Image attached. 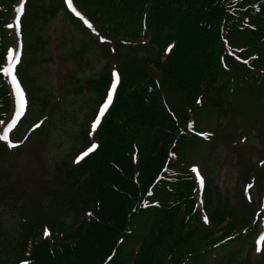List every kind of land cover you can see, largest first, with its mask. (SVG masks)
I'll use <instances>...</instances> for the list:
<instances>
[{
    "label": "trees",
    "instance_id": "1",
    "mask_svg": "<svg viewBox=\"0 0 264 264\" xmlns=\"http://www.w3.org/2000/svg\"><path fill=\"white\" fill-rule=\"evenodd\" d=\"M16 1L0 0V67L13 42L6 26ZM73 2L112 46L113 53L108 43L101 51L114 59L99 78L88 80L74 93L87 88L95 94L97 108L115 70L113 102L95 131L90 127L92 120L81 127V145L74 158L93 142L98 148L78 163L74 159L54 164L49 180H35L54 182L52 200L47 209L39 206L26 220L22 216L16 237H4L5 232L1 236L0 231V264H204L205 256L216 247H229L242 237L247 240L257 208L243 193L235 203L223 200L209 180L202 196L205 225L193 207L194 183L186 168L179 163L168 176L165 167L168 152L185 137L189 113L204 109L215 114L218 128L227 116L244 118L252 112L264 118V0ZM65 12L63 0L27 1L22 22L24 58L17 75L30 106L13 135L16 143L24 140L38 115L49 107L54 113L50 94L34 87L31 70L36 53L48 45L46 27L59 13L79 28ZM237 49L240 54L235 53ZM240 101L248 106L240 108ZM11 109L10 92L0 71V123ZM20 149L31 147L21 144ZM10 154L0 142V173ZM248 157L240 153L237 158L243 167V178L238 179L243 183L254 179L261 193L264 164L257 167ZM20 195L0 180V206L19 203ZM151 200L157 207L143 209L144 202ZM59 212L69 219H58ZM140 221L138 244L129 250L132 231ZM43 227L49 228L50 240L43 238ZM242 264L260 263L252 258Z\"/></svg>",
    "mask_w": 264,
    "mask_h": 264
},
{
    "label": "rangeland",
    "instance_id": "2",
    "mask_svg": "<svg viewBox=\"0 0 264 264\" xmlns=\"http://www.w3.org/2000/svg\"><path fill=\"white\" fill-rule=\"evenodd\" d=\"M63 22L62 15L58 14L56 19L46 27L47 32L44 40L48 45L42 51L36 53V64L33 65L31 70L34 87L47 91L50 94V100L59 97V101L56 103L55 100L52 101L51 105L54 108V113L48 116L38 130L41 131V133L39 132L41 148L37 150L27 149L15 155L10 154L5 160L4 169L0 173V180L11 186H13L12 181L16 179L15 183L32 189L33 185L36 184L37 175L41 180L44 178L49 180L48 173L52 171L53 165L63 160L70 161L71 156L80 147L79 131L91 119L93 114L95 94L87 88H83L79 94L74 93V91L78 87H83L88 80L97 79L100 76L105 65V59L102 57L99 47L91 42L94 38H89L90 43L84 44V38L81 37L80 32L69 29L68 34ZM41 35L43 36V33ZM78 53L82 54L81 58ZM61 62L70 65L72 71H69L66 66H61ZM46 115L47 111L44 113V116ZM208 120L209 115L207 113L203 111L198 113L196 116L197 130L207 129L206 123ZM220 123L231 134L236 133L239 137L246 136L247 145L244 146L245 148L242 147L241 151L245 153L251 151L249 155H252L254 161L259 158L258 151L264 147V122L258 123L254 119L250 125H247L239 118L227 117L222 119ZM212 124L215 126L214 122ZM41 158L42 160L38 161ZM202 164L206 172L210 170L217 193L222 198L228 195L232 203L237 202L243 187L242 181L238 179L241 169L237 157L226 149L213 150L208 161L204 160ZM196 166L202 174L199 164H196ZM49 192L46 193L42 184L33 188V193L39 199L45 198V195ZM253 197L256 198L255 193ZM42 201L44 208H46L47 200ZM26 207L28 210L30 209L27 204ZM22 208L25 212L26 208L22 199H19V203H15L13 206H0V230L7 232V237L17 236L21 214L25 215ZM261 217H264V207ZM57 218L65 221L69 219L60 216V212L57 213ZM141 224L142 221L138 222L132 231L131 240L127 245L129 250L136 247ZM231 253L232 247H221L206 255L204 264H224ZM249 254V248H243L233 264L241 263V260L247 258Z\"/></svg>",
    "mask_w": 264,
    "mask_h": 264
},
{
    "label": "snow or ice",
    "instance_id": "3",
    "mask_svg": "<svg viewBox=\"0 0 264 264\" xmlns=\"http://www.w3.org/2000/svg\"><path fill=\"white\" fill-rule=\"evenodd\" d=\"M64 3L66 4V6L68 7V9H70L76 16H78L81 20H84V23L91 28L92 25L86 20L84 19V17L81 15V13L79 11L76 10V8L73 6L72 4V0H64ZM17 11H19V9H17ZM9 27H11V25H9ZM172 46L169 45V49ZM168 49H166L167 51ZM17 56L18 54H14L13 50L10 48L7 50V64L6 66L0 67V71H2L3 75L5 76V78H10V87L12 92L14 93L15 96V108H16V114L17 116L20 115L25 107L26 104V100H25V94L22 90V87L20 85V83L18 82L17 79V75L14 74V68H15V64L17 61ZM245 64L248 63L247 60L244 61ZM226 67V66H225ZM112 84L110 89L108 90V93L103 101V103L100 105L97 115L95 116V119L92 120L91 122V129L92 131H95L97 128V125L101 122V117L105 114V111L107 110V108L109 107V104L112 102L113 99V89L116 87V80H117V73L114 70L112 72ZM197 103L199 104L200 101L197 100ZM12 125H9V128H11ZM89 135H92V132H89ZM198 135H203L207 138V136H210L211 133H198ZM9 137H8V130L5 129L4 130V135L0 136V140L2 141H8ZM8 147H15L16 145L12 144V143H8L7 145ZM98 148V145L93 142L91 143L88 147H86L82 152H80L76 157L74 162L78 163L80 162L83 158L87 157L90 153H92L94 150H96ZM171 155V153H170ZM197 169L195 167L192 168V172H196ZM247 187H251V185L249 184ZM245 191H247V188L245 189ZM88 215H91V213H88ZM203 222L205 224H208V219L206 216L202 217ZM48 230L45 229L44 230V235L47 236ZM261 239H264V237H261ZM257 244H259V241H257ZM257 252L260 251L259 247H257ZM22 264H28L27 261H23Z\"/></svg>",
    "mask_w": 264,
    "mask_h": 264
}]
</instances>
